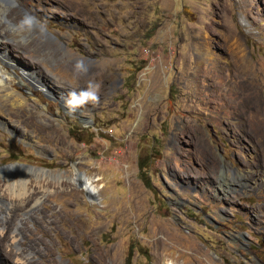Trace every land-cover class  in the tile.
I'll list each match as a JSON object with an SVG mask.
<instances>
[{
  "label": "rangeland",
  "instance_id": "1",
  "mask_svg": "<svg viewBox=\"0 0 264 264\" xmlns=\"http://www.w3.org/2000/svg\"><path fill=\"white\" fill-rule=\"evenodd\" d=\"M0 35V264H264V0H0Z\"/></svg>",
  "mask_w": 264,
  "mask_h": 264
},
{
  "label": "clouds",
  "instance_id": "2",
  "mask_svg": "<svg viewBox=\"0 0 264 264\" xmlns=\"http://www.w3.org/2000/svg\"><path fill=\"white\" fill-rule=\"evenodd\" d=\"M3 23L8 24L7 20ZM27 25L32 24V18L26 19ZM11 26V25H9ZM91 65V59L89 57H80L75 60L73 65V71L77 75H85L88 73ZM101 85L94 81L89 80L87 86L79 91H70L67 99L65 100V108L69 114H74L77 110L84 108L87 105L95 107L100 102V91Z\"/></svg>",
  "mask_w": 264,
  "mask_h": 264
},
{
  "label": "bare ground",
  "instance_id": "3",
  "mask_svg": "<svg viewBox=\"0 0 264 264\" xmlns=\"http://www.w3.org/2000/svg\"><path fill=\"white\" fill-rule=\"evenodd\" d=\"M0 38H3V37H1V35H0ZM38 47H41V45L38 46ZM43 49L46 50V48H43ZM0 74H3L1 70H0ZM6 76H8V74H5V77ZM6 85H7V82L5 81L3 75H2V77L0 76V89L6 90ZM9 88H10V86H9ZM11 92L14 95V100H16V97H20L21 96V92L19 91V89L13 88V89H11V91H9L10 94H11ZM6 95L7 94H4L3 92L0 93V96H6ZM0 111H1V107H0ZM80 181H81V184L83 186V189H85L89 194L90 193H94L95 186L92 184V181L90 180V178H88L85 175H81L80 176ZM9 231H10L9 226H7L6 228L3 227L1 229V232H4L6 234H9L10 233ZM17 239H18L17 234H15L14 231H13L12 235H10V237H9L10 241H9V244H8V246L9 245L11 246V250L6 252V254H5L6 256L5 257L15 256V258H16L15 260L19 261L20 264H34L32 262V260H31V258L29 257V252L26 251V249L32 248L34 244H32V243L31 244H26V243L23 244V242L17 241ZM46 258H47L48 261H51V263L54 262V259H53V257L50 256V254L47 255ZM3 261H5L4 258H3ZM5 264H7V263L5 262Z\"/></svg>",
  "mask_w": 264,
  "mask_h": 264
},
{
  "label": "trees",
  "instance_id": "4",
  "mask_svg": "<svg viewBox=\"0 0 264 264\" xmlns=\"http://www.w3.org/2000/svg\"><path fill=\"white\" fill-rule=\"evenodd\" d=\"M130 262V256L128 255L127 257H126V263L128 264Z\"/></svg>",
  "mask_w": 264,
  "mask_h": 264
}]
</instances>
